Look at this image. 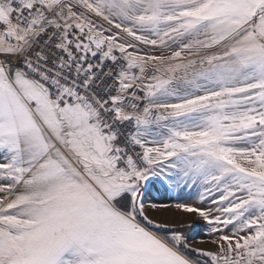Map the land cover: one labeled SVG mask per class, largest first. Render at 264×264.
Instances as JSON below:
<instances>
[{
    "label": "snow or ice",
    "instance_id": "1",
    "mask_svg": "<svg viewBox=\"0 0 264 264\" xmlns=\"http://www.w3.org/2000/svg\"><path fill=\"white\" fill-rule=\"evenodd\" d=\"M0 264H264V0H0Z\"/></svg>",
    "mask_w": 264,
    "mask_h": 264
},
{
    "label": "rangeland",
    "instance_id": "2",
    "mask_svg": "<svg viewBox=\"0 0 264 264\" xmlns=\"http://www.w3.org/2000/svg\"><path fill=\"white\" fill-rule=\"evenodd\" d=\"M155 196L156 194L153 193ZM155 202L157 203H169L172 204L173 201H169L167 199H157ZM149 216L152 219H155L159 222H164L168 224H175V225H188V224H196L200 227L197 228H190L189 233L187 235H190L192 239L190 242L193 244L194 247H204V248H212L214 247L209 241L211 239L210 236L206 234V228H204V225L206 222H204L202 219L198 217L196 213H186L180 210H176L174 207L169 208L166 211H158V210H152L149 211ZM199 241H203L202 243Z\"/></svg>",
    "mask_w": 264,
    "mask_h": 264
},
{
    "label": "trees",
    "instance_id": "3",
    "mask_svg": "<svg viewBox=\"0 0 264 264\" xmlns=\"http://www.w3.org/2000/svg\"><path fill=\"white\" fill-rule=\"evenodd\" d=\"M183 231L185 232V234H187V233H189L190 228H188V227H184V228H183Z\"/></svg>",
    "mask_w": 264,
    "mask_h": 264
}]
</instances>
